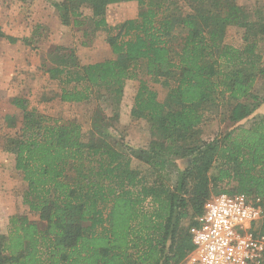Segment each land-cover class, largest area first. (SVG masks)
<instances>
[{
  "label": "trees",
  "instance_id": "obj_1",
  "mask_svg": "<svg viewBox=\"0 0 264 264\" xmlns=\"http://www.w3.org/2000/svg\"><path fill=\"white\" fill-rule=\"evenodd\" d=\"M127 1L136 2V17L109 25L108 5ZM51 3L61 23L81 33L82 46L105 32L114 58L81 64L75 47L58 44L42 58L40 68L59 81L61 102L95 101L86 137L77 117L49 118L12 98L21 120L6 150L26 182L23 203L40 222L9 217L0 264H181L194 246L188 228L211 195L253 196L264 209V115L239 124L260 104L254 89L264 76L257 51L264 8L237 0ZM229 26L242 29V45L224 41ZM2 38L18 40L0 29ZM128 80L137 82L130 116L148 124L145 147L108 131ZM149 82L167 88L164 100ZM218 108L226 128L203 140L199 126ZM6 117L15 124L14 115ZM133 159L145 168L133 167ZM259 227L264 231V217Z\"/></svg>",
  "mask_w": 264,
  "mask_h": 264
},
{
  "label": "rangeland",
  "instance_id": "obj_2",
  "mask_svg": "<svg viewBox=\"0 0 264 264\" xmlns=\"http://www.w3.org/2000/svg\"><path fill=\"white\" fill-rule=\"evenodd\" d=\"M52 1L53 0H35L34 2H38L37 4L40 7H46V2H49L50 5L53 6L51 3ZM34 2L24 1L26 8H24V11L18 13V16L20 18L32 16L35 10L33 7ZM237 2L252 10L258 7L264 8V0H237ZM183 8L186 11L188 10V7L185 4L183 5ZM129 9L130 7L127 5H117V7L111 6L107 8L106 16L109 22L115 21L116 19H123L128 15L126 12ZM12 10L16 11V6H13ZM84 11H86V9H84ZM115 11H119L120 15H116L119 13ZM16 19H18L17 16ZM36 25H41L43 29H39L37 35L34 34V38L30 40L29 44H21L22 42H19V47L24 45V50L19 49L18 46H16V42L12 44V42H9L5 38H2L4 41H2L0 45V233L2 234L7 232L8 220L12 215H25L30 221L35 223L40 222L38 215L30 212L28 207L23 203V195L27 188V186H25L26 182L23 181L20 172L14 168V155L6 150L8 136H14L15 131L20 126L19 121L21 120V111L11 103L12 98H25L28 101L29 109L35 108L39 113H42L49 118L53 117L66 120L77 117V121L82 126L84 137H86V134L90 129L89 120L91 112L95 107V101L93 99L89 102L77 104L64 103L61 102L60 99H56L57 96L55 95V90L59 88V86L56 85L58 83L52 82L44 77L45 72L40 68V65L36 67L34 62L38 61L40 64L42 58L49 57L47 51L51 44L54 43L47 33L52 30L51 34L58 35L60 34L61 27L59 25L57 28L51 25ZM35 26L33 27V30ZM63 26V28L67 27L66 25ZM68 27L64 30L65 34L68 35V41H73L76 36L73 33L75 37H70L69 33L73 32V29L71 27L68 29ZM33 30L32 33L34 32ZM64 31L62 30L61 33ZM67 31L69 33H67ZM32 33L30 36H32ZM104 38L105 32L98 31L93 40V42L96 39L99 40V45L93 48L97 49L100 54L103 51V44H106ZM224 41L237 47L242 45V29L235 26H229L226 30ZM82 47V51L84 52L83 55L86 56L87 50L92 49V43L89 46ZM257 51L261 55V60L264 63V40L258 42ZM149 84L157 92L158 99L161 101L164 100L167 88L159 83L149 82ZM136 87V81H126L123 97L118 107H113L114 110L116 109L119 112V118H117L115 124L108 127V131L116 140L139 148L145 147L151 136L148 124L145 120L134 119L130 116V108ZM254 93L260 98V104L251 115L239 122V124H242V126L245 127H249L254 120L259 118L258 116L264 115V76H259L257 78ZM100 101L102 107L107 108L104 112L107 115L111 114V110L113 109L108 102ZM221 110L222 108L212 110L206 114V117H204L205 120L199 126L200 137L203 140H210L215 135L224 132L227 121L224 120L226 114H221ZM8 115H14V125H8L6 123L9 121L8 117H6ZM176 162L179 168H183L182 160H176ZM132 166L144 169L146 165L133 159ZM149 178H151V176H149ZM214 196H217V194L211 195V197ZM195 218L196 216H194L193 221H195ZM187 223L188 220H184L185 226ZM193 226L194 224L189 226V233H191L190 231Z\"/></svg>",
  "mask_w": 264,
  "mask_h": 264
},
{
  "label": "built area",
  "instance_id": "obj_3",
  "mask_svg": "<svg viewBox=\"0 0 264 264\" xmlns=\"http://www.w3.org/2000/svg\"><path fill=\"white\" fill-rule=\"evenodd\" d=\"M263 217L259 198L227 193L209 198L190 231L193 249L181 264H263Z\"/></svg>",
  "mask_w": 264,
  "mask_h": 264
},
{
  "label": "crops",
  "instance_id": "obj_4",
  "mask_svg": "<svg viewBox=\"0 0 264 264\" xmlns=\"http://www.w3.org/2000/svg\"><path fill=\"white\" fill-rule=\"evenodd\" d=\"M35 0H31L30 2H34ZM38 2H34L33 7H34V13L32 16H26L23 18H20L18 16V13H20L21 11H24V8H26V4H24V1L22 0H0V29L2 32H4L6 35H10L13 36L15 38H18V40L16 41V46H18L19 49H23L24 45L22 47H19V42L21 44H24L23 41L21 40V38L23 37H30L33 27L36 24H42V25H47V26H55L57 28V26L59 25L61 27V31L67 29L63 28L64 26L61 24L58 12L56 11V9L50 5L49 2H46L47 5L46 7H40L38 4ZM118 6H123V5H127L130 7V9L126 12L128 13V15H126L123 19H116L115 21H111L109 22L107 16H105L106 21L109 25H115L119 22H122L126 19H132L135 18L137 15V4L134 1H127V2H119V3H113L108 5L107 8L113 6V7H117ZM16 6V11L12 10V7ZM117 9V8H116ZM118 12L119 14L116 15H120L119 11H115ZM24 15V14H23ZM27 15V14H26ZM16 16L18 17V19H16ZM70 27V26H69ZM68 27V29H70ZM32 28V29H30ZM43 29V27L41 28ZM60 34H51L52 30H50L47 35L50 36L51 40H53L52 42L54 44H58V45H65V46H75V52L76 55L78 56L77 58L79 59L81 64H89V63H94V62H98V61H103L105 59H111L114 58V54L112 53L110 47L108 46V44H103L104 46L102 47L103 51L100 54V52L97 49H94L93 47L98 46V41L99 40H95L94 42H92V49H88L87 50V55L84 56L83 55V51H82V45L80 44V40H81V33L76 31L75 29H73V32L69 33L67 31V33L70 34V37L74 36L75 38L73 39V41H68V35L65 34V31ZM74 33V35H73ZM52 35V36H51ZM4 41V39H0V45L1 42ZM15 43V42H14ZM13 44V43H12ZM51 44V45H54ZM94 45V46H93ZM24 50V49H23ZM100 54V56H99ZM98 56V57H97ZM33 63V62H32ZM41 64V61H40ZM38 63V61L34 62V65H36V67L38 65H40ZM44 77H46L47 79H49L52 82H57L59 86L58 89L55 90V95L57 96L56 99H59L58 94L60 93V84L59 81L57 79H51L49 77V75L47 73H45ZM65 103V102H64Z\"/></svg>",
  "mask_w": 264,
  "mask_h": 264
}]
</instances>
